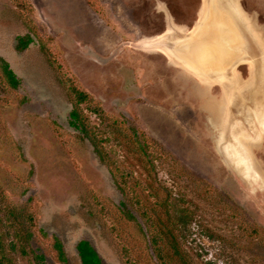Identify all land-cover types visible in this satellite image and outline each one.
<instances>
[{"label":"rangeland","instance_id":"374dc122","mask_svg":"<svg viewBox=\"0 0 264 264\" xmlns=\"http://www.w3.org/2000/svg\"><path fill=\"white\" fill-rule=\"evenodd\" d=\"M236 3L248 53L207 74L156 45L207 0H0V264H82V239L105 264H264V0Z\"/></svg>","mask_w":264,"mask_h":264},{"label":"bare ground","instance_id":"6f19581e","mask_svg":"<svg viewBox=\"0 0 264 264\" xmlns=\"http://www.w3.org/2000/svg\"><path fill=\"white\" fill-rule=\"evenodd\" d=\"M207 2L208 5L192 33L194 44H186L185 37L170 35L156 45L171 54L174 52L181 57H190L195 69L209 74L213 73L211 72L213 68L216 69L215 73L225 70L224 64L216 62L217 48L229 46V49H232L233 45L238 44L242 54L247 55L248 50L244 29L239 25L242 19L236 10L238 7L235 6L236 0H207ZM206 60L207 65L204 63Z\"/></svg>","mask_w":264,"mask_h":264},{"label":"trees","instance_id":"16d2710c","mask_svg":"<svg viewBox=\"0 0 264 264\" xmlns=\"http://www.w3.org/2000/svg\"><path fill=\"white\" fill-rule=\"evenodd\" d=\"M22 6H24V3ZM31 41H32L31 34H27L26 37L25 35L19 36L17 38L16 49L18 51L25 50ZM0 61L6 79L13 87H17L19 85V78L17 77L15 72L11 69L9 63L5 59L0 57ZM74 91H75V100L73 102L72 110L70 111V122L73 127L79 129L83 133V135L89 139L99 159L102 162H106L107 155L104 151V148L100 145L99 141L96 139V136L94 135L95 127L90 126L88 120L83 118L82 110L80 108L83 102L85 101L91 102L92 97L89 95V93L79 88L74 87ZM98 110L99 109H94V112H99ZM133 135H134V142L138 143L139 146L138 150L140 152H143L145 151L144 150L145 148L150 147L151 142L148 140L145 134L143 133L140 134L139 132L134 130ZM110 171L112 173V176L114 177V181L116 182V184L121 185V181H119L115 170H113L111 166H110ZM29 219H31V217ZM31 237H32V233L28 232L27 239ZM54 246L57 249L59 258L63 260L65 258V252L63 250L62 243L56 239ZM77 250L82 264H105L103 259L95 249V247L88 240H84V239L80 240L77 243ZM36 258L38 260V264H45L43 261L44 255L37 254Z\"/></svg>","mask_w":264,"mask_h":264},{"label":"water","instance_id":"95a60500","mask_svg":"<svg viewBox=\"0 0 264 264\" xmlns=\"http://www.w3.org/2000/svg\"><path fill=\"white\" fill-rule=\"evenodd\" d=\"M184 42L186 43V44H194V42H193V39H191V38H189V37H185V40H184ZM192 49V48H191Z\"/></svg>","mask_w":264,"mask_h":264}]
</instances>
